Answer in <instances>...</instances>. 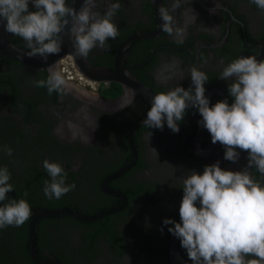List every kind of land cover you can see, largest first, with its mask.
<instances>
[{
    "label": "flooded vegetation",
    "instance_id": "1",
    "mask_svg": "<svg viewBox=\"0 0 264 264\" xmlns=\"http://www.w3.org/2000/svg\"><path fill=\"white\" fill-rule=\"evenodd\" d=\"M66 2L71 4L72 0ZM118 2L121 8L113 22L120 34L108 41V50L96 48L87 58L76 57L69 34L61 52L49 55L44 65L0 54V167L6 166L11 173L9 182L14 190L7 194L9 199H26L31 217L40 207H63L93 215L120 206L91 220L65 213L39 216L33 228L36 252L62 264H145L136 260L135 245L125 229L128 221H137L144 228L156 222L168 229L172 225H163L164 219L180 221L182 178L189 170L202 174L205 165L216 160L224 170L240 171L247 165L246 152L241 151L240 159L233 163L224 159L222 145L211 143L206 129L199 137L201 126L197 122L202 117L195 108L186 112L179 133L172 132L166 121L163 131L143 127L151 104L132 81L155 95L177 86L187 90L192 86L190 69L196 67L209 78L205 95L210 106L225 99L231 104L230 81L219 79L220 73L240 57L264 60V11L250 0ZM105 7L97 10L103 13ZM29 11H35L31 3ZM162 12L172 17L174 29L183 30L179 37L162 31ZM154 30L158 32L123 44L133 33ZM8 36L10 42L27 49L20 37ZM181 37L183 43H176ZM68 60L73 67L85 62L111 69L117 80L79 81L68 77L62 69ZM57 61L55 70L62 74L67 87L49 95L47 88L36 87L34 81L46 80L47 68ZM149 132L152 135L148 140ZM5 147L13 150L11 156L3 151ZM45 159L58 162L68 174L66 183L76 185L58 200L47 199L43 192L44 181L50 180L42 164ZM124 166L128 167L111 177ZM252 174L259 180L255 169ZM108 216L119 225H109L114 231L106 235L98 234L96 225L82 223ZM18 234L17 227H12L9 234L0 229V251L29 255L33 260L29 233L21 248L13 245ZM113 238L128 246H115ZM177 247L182 258L191 262L179 239ZM168 261L170 264L169 254Z\"/></svg>",
    "mask_w": 264,
    "mask_h": 264
},
{
    "label": "clouds",
    "instance_id": "2",
    "mask_svg": "<svg viewBox=\"0 0 264 264\" xmlns=\"http://www.w3.org/2000/svg\"><path fill=\"white\" fill-rule=\"evenodd\" d=\"M30 3L35 11H29ZM250 3L264 11V0ZM71 4L66 0H0V20L6 22L7 33L25 42L28 57L40 56L46 61L49 55L59 54L60 34L70 23L68 17L74 56L87 58L96 48L108 50V41L120 34L113 22L121 8L118 0H83L79 11ZM102 5H106L103 13L97 10ZM161 18L162 31L179 37L183 30L173 28L172 17L162 12ZM176 43H183L182 37ZM57 63L47 68L46 80L34 81L36 87L47 88L49 95L67 87L55 70ZM190 77L192 86L187 90L177 86L153 96L143 127L163 131L166 121L172 132L179 133L186 112L195 108L202 117L197 123L208 131L211 143L224 147V159L236 163L243 151L247 165L231 171L222 169L217 161L205 165L202 174L189 170L182 178L180 221L166 218L163 225H172L168 231L180 240L192 264H264V60L240 57L223 68L219 79L230 81L231 104L225 99L210 106L205 95L207 74L192 67ZM151 135L149 132L148 140ZM3 151L11 156L13 150L5 147ZM42 164L50 177L43 187L47 199L58 200L75 189L74 183H66L68 174L58 162L45 159ZM11 178L9 169L0 167V202H4L0 205V229L21 227L32 215L26 199H9L7 194L14 190ZM160 230L163 232V227Z\"/></svg>",
    "mask_w": 264,
    "mask_h": 264
},
{
    "label": "water",
    "instance_id": "3",
    "mask_svg": "<svg viewBox=\"0 0 264 264\" xmlns=\"http://www.w3.org/2000/svg\"><path fill=\"white\" fill-rule=\"evenodd\" d=\"M82 3H83V0H74V2L70 6L74 7L78 11V9L81 7ZM68 19L70 21L69 25L60 34V38L62 41L61 46L62 45L64 46L66 44V41H67L66 38L70 34L68 30L71 27V17H68ZM4 23H6V22L0 20V54L7 55L9 57L18 59V60L23 61L27 64L44 65L45 60L43 58H41L39 56L28 57L26 55V53L29 50L21 48L18 45L9 41L8 33L4 30V27H3ZM156 32H158V31L154 30V31H148V32L133 33V34L129 35L123 41V44H126L129 41H131L132 39H135V38L140 37V36H151V35L155 34ZM76 65H77L76 66L77 69L80 72H82L88 78H91L94 80H117V78L114 74V71L111 69H108L105 67H98V66L96 67L93 65L86 64L85 62H83V63L77 62ZM132 84L134 85L135 88H137L143 94V96L151 104L152 98L155 94L148 87L144 86L141 83H138L136 81H132ZM142 123H143V121H142ZM202 129H203V127H201V131L198 133L199 137L202 135ZM130 140H131V138H130ZM131 145H132L133 151L135 152V149H134V146L132 143H131ZM209 154H210V156L213 155L211 152H209ZM217 161H219V160H216V162ZM127 167L128 166H124L120 170L113 173L111 175V177L121 173ZM113 193L120 194L119 192H115V191H113ZM197 206L199 207V203H197ZM119 207L120 206L107 208V209L101 210V211H99L93 215L80 214V213H77V212H75L69 208H63V207L62 208H45V207L38 208L28 223V233H29V237H30V249H31L32 259L38 264H62L61 261L54 259V258H42L36 252L34 239H33V235H34L33 228H34L35 220L39 216L48 215V214L54 215V214L65 213V214L75 216V217L82 219V220H91V219L101 217V216L108 214L112 211H115ZM177 240H178L177 237H175L172 234L170 235L169 248H168L170 264H192L191 262H187L182 258L181 254L178 250V247H177Z\"/></svg>",
    "mask_w": 264,
    "mask_h": 264
},
{
    "label": "trees",
    "instance_id": "4",
    "mask_svg": "<svg viewBox=\"0 0 264 264\" xmlns=\"http://www.w3.org/2000/svg\"><path fill=\"white\" fill-rule=\"evenodd\" d=\"M115 214V213H114ZM113 216V213L109 214ZM112 216H108L105 218H99L93 221L82 222L83 224L89 223L96 225L99 227L98 234L106 235L111 231H114L113 228H109V225L115 226L119 225L117 220H114V224L112 220ZM178 221V220H177ZM176 221V222H177ZM128 225L126 232L130 235V243L134 244L135 257L137 262L145 261V264H168V242H169V234L167 228H164L161 224H157L156 222L151 224L148 228H144L142 226L137 225V221H128L126 224ZM100 227H103L102 231ZM163 227V232H161V228ZM19 234L16 237V240L13 242V245L16 248L23 247V242L27 239L28 229L27 223L21 227H18ZM122 228H120L121 230ZM12 230V226H9L5 229H1V231H5L6 234H9ZM115 246H122L124 248L128 246L125 242L119 244L116 238H113ZM57 256H61L57 254ZM0 264H36L33 260H31L29 255L23 254H13L12 252H1L0 251Z\"/></svg>",
    "mask_w": 264,
    "mask_h": 264
},
{
    "label": "built area",
    "instance_id": "5",
    "mask_svg": "<svg viewBox=\"0 0 264 264\" xmlns=\"http://www.w3.org/2000/svg\"><path fill=\"white\" fill-rule=\"evenodd\" d=\"M62 69L68 77L76 78L81 81L85 80V78L73 67V63L70 60L64 62Z\"/></svg>",
    "mask_w": 264,
    "mask_h": 264
}]
</instances>
